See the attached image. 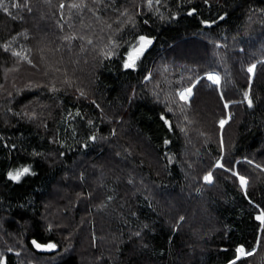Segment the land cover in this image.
I'll list each match as a JSON object with an SVG mask.
<instances>
[{"label":"trees","instance_id":"obj_1","mask_svg":"<svg viewBox=\"0 0 264 264\" xmlns=\"http://www.w3.org/2000/svg\"><path fill=\"white\" fill-rule=\"evenodd\" d=\"M259 215L264 0H0V264H264Z\"/></svg>","mask_w":264,"mask_h":264},{"label":"snow or ice","instance_id":"obj_2","mask_svg":"<svg viewBox=\"0 0 264 264\" xmlns=\"http://www.w3.org/2000/svg\"><path fill=\"white\" fill-rule=\"evenodd\" d=\"M140 40L142 41V44H143L144 46H147V45L151 44V40H147V39H145L144 37H141ZM140 51L142 52V51H143V48H141ZM137 55H139V53H137ZM129 59H130V61H132V62H130L127 66H128V67H132V66H133V63H134L133 58L130 57ZM248 71H249V72H252L253 69H252V68H249ZM207 79H208V80H211V81H212L213 83H215V84H218V83H219V78H218V76H216V75L209 74L208 77H207ZM190 94H191V88H189V89L187 90V93L182 92L180 95H181V98H182V99H187V95H190ZM250 104H251V101L249 100V105H250ZM226 106H227V105H226ZM224 122H225V121H221V126H223ZM217 166H218V167H223V165H220V164H218ZM28 171H29V169L24 168V169H22L21 171H18L15 175L9 174V176H10L11 179H13V180H17V181H18L19 178H20V176H22L24 173H27ZM205 179L208 180V181H211V176L209 175V176L205 177ZM240 182H241V184H246V181H245L244 177H242V176L240 177ZM257 219L261 220V222L264 223V215L258 216ZM34 243H35V242H34ZM36 247H40V245L37 244ZM48 247L51 248V247H54V245H49ZM239 251H240V252H243V249H239ZM249 254H250V253H249Z\"/></svg>","mask_w":264,"mask_h":264},{"label":"rangeland","instance_id":"obj_3","mask_svg":"<svg viewBox=\"0 0 264 264\" xmlns=\"http://www.w3.org/2000/svg\"><path fill=\"white\" fill-rule=\"evenodd\" d=\"M209 74H213V75H216V76H218V78H219V83L217 84V85H220V82H221V79H220V74L219 73H217V72H212V73H209ZM208 74V75H209ZM211 81V80H210ZM212 82V81H211ZM213 83V82H212ZM213 84H215V83H213ZM195 86V85H194ZM194 86L193 87H191V94L190 95H187V99H185V100H189L190 98H192V96H193V89H194ZM187 90L188 89H186V90H183L182 92H184V93H187ZM181 92V93H182ZM227 121V120H226ZM208 181V180H207ZM208 182H210V181H208ZM259 216H261V215H259ZM245 251V250H244ZM246 255V254H245ZM244 255V256H245ZM3 264H5V263H3Z\"/></svg>","mask_w":264,"mask_h":264},{"label":"water","instance_id":"obj_4","mask_svg":"<svg viewBox=\"0 0 264 264\" xmlns=\"http://www.w3.org/2000/svg\"><path fill=\"white\" fill-rule=\"evenodd\" d=\"M152 3H153V1H151V3H150V4H152ZM222 121H225V122H224V124H223V126H224V125H225V123H226V120H222ZM39 248H40V249H44V248H43V246H41V245H40V247H39Z\"/></svg>","mask_w":264,"mask_h":264},{"label":"built area","instance_id":"obj_5","mask_svg":"<svg viewBox=\"0 0 264 264\" xmlns=\"http://www.w3.org/2000/svg\"><path fill=\"white\" fill-rule=\"evenodd\" d=\"M240 249H243V248H240ZM239 253H240V255H242V256H244L246 253H245V251H244V249H243V252H240L239 251Z\"/></svg>","mask_w":264,"mask_h":264}]
</instances>
